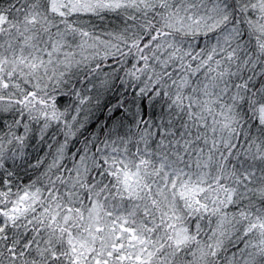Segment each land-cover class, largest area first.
Wrapping results in <instances>:
<instances>
[{"label":"snow or ice","instance_id":"1","mask_svg":"<svg viewBox=\"0 0 264 264\" xmlns=\"http://www.w3.org/2000/svg\"><path fill=\"white\" fill-rule=\"evenodd\" d=\"M0 264H264V0H0Z\"/></svg>","mask_w":264,"mask_h":264}]
</instances>
